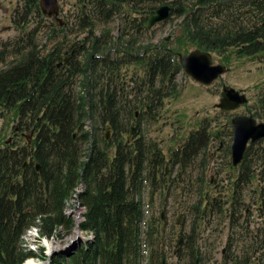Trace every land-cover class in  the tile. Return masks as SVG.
Instances as JSON below:
<instances>
[{"label":"trees","instance_id":"1","mask_svg":"<svg viewBox=\"0 0 264 264\" xmlns=\"http://www.w3.org/2000/svg\"><path fill=\"white\" fill-rule=\"evenodd\" d=\"M153 1L81 0L78 22L87 37L70 42L67 34L72 30L67 33L57 24L51 37L48 35L50 47H38L39 27L28 31L21 43L2 45L0 64L6 62L9 53L18 56L0 70V113L11 115L19 132L14 131L12 143H0V264H21L37 257L45 260L44 249L38 248L35 254L24 248L21 236L30 228L36 229L40 240L60 239L63 230L69 233L74 223L65 209L80 185L76 199L84 213L78 229L91 238L67 253L51 255L49 264H140L142 239L151 249L149 260L155 257L162 264L161 245L172 237L161 225V216L153 217L142 230L143 181L150 178L157 183L167 173L170 177L175 168L185 170L201 154L208 162L205 150L224 128L215 119L204 118L183 143L166 153L154 141L147 144L138 128L145 116L179 93L174 83L183 71L178 47L208 52L212 57L232 54L237 59H264V0L171 4L169 16L181 18L176 26L179 35L171 48L165 40L161 45L138 43L136 36L148 30V20L157 9ZM145 2L148 4L141 6ZM23 9L20 29L28 27L32 15L42 14L39 0H24ZM86 9L97 12L104 23L115 15L130 18L123 34L109 44L107 31L94 35ZM76 53L81 54V60L74 61ZM129 66L134 69L129 81L135 83L130 91L126 77ZM123 68L125 72H121ZM78 77L80 88L75 97ZM248 115L264 122V93L248 107ZM93 118L97 122L88 131L85 123ZM230 120L224 125L231 127ZM98 128L110 130V136L106 138V132L98 137ZM24 132H32L29 144L23 140ZM231 135L232 128L231 132L228 129ZM255 144L247 146L236 167L231 165V145L226 146L228 169L237 173L231 181L229 202L219 205L220 214L230 211L233 217L238 213L237 189L252 182L258 183L256 192L264 211V149L256 159L262 162L256 170L249 159ZM204 184L207 189L200 188L199 200L192 207L199 224L210 212V201H220L208 190L211 179ZM167 190L168 185L161 194ZM180 239L182 245L177 246ZM197 241L194 226L185 238H178L176 257L181 264L201 261ZM229 261L231 257L225 258L224 264ZM252 264H264V258L258 256Z\"/></svg>","mask_w":264,"mask_h":264},{"label":"rangeland","instance_id":"2","mask_svg":"<svg viewBox=\"0 0 264 264\" xmlns=\"http://www.w3.org/2000/svg\"><path fill=\"white\" fill-rule=\"evenodd\" d=\"M39 0V5H40ZM24 0H0V49L2 45L6 44L12 47L16 43H21L24 35L39 27L40 31L36 38V43L39 48L51 46L52 29L57 28V24L63 27L68 33L67 38L70 42L80 40L87 37V31L79 28V9L82 5L81 0H57L59 13L57 15L58 21L53 17L49 18L46 15L37 17L36 14L30 17L28 27L25 29L19 28V21L21 20L24 9ZM188 0H154L152 5L158 8L161 5L171 7V4L178 5L179 3L187 4ZM144 3L141 6H146ZM245 12L247 9L244 10ZM86 15L89 16L94 24L93 32L95 36H100L104 31H107L108 43L110 44L114 38L119 37L126 27V18L124 15H115L108 23L102 21L101 16L91 10L86 9ZM181 21L176 14L169 16L164 22L153 26L144 31L139 36H136L138 43L141 46L148 44L161 45L164 43L168 47L175 46L176 38L179 33L177 31V24ZM58 34V33H57ZM49 35V37H48ZM180 54L187 55L194 49H181L178 47ZM18 56L15 53H9L5 63L0 64V70L6 64L14 61ZM97 57H101L97 55ZM226 61H225V59ZM74 61L81 60V54L76 53ZM226 62V63H225ZM212 65H222L227 71L217 78L211 85L203 86L193 81L188 75L181 71L174 79L176 89L179 93L176 97L169 98L164 101L163 106L157 108L152 113L145 116L142 124L138 128V132L143 133V138L148 144L151 141L158 143V146L164 153L168 150L177 148L183 143L184 139L192 130H197L199 123L204 118L215 119L219 127H223L219 136L212 140L205 150V154L209 156V161L202 160V154L198 156L193 163L185 170L174 169L170 177L168 173L163 175V179L157 183L151 182L150 178L143 181L142 193L140 202L142 205L143 221L141 228L144 231L146 224L154 217L158 218L161 214L163 220L161 225L170 234L172 238L161 245L164 255V264H181L182 260H178L176 242L178 238H185L194 226V236L198 238L197 244L201 252V261L198 264H224L225 258L231 257L232 261L227 264H252L255 258H264V211L261 209L258 201V193L256 188L257 182L241 185L237 189V199L240 202L239 212L230 216V211L227 215L220 214L218 209L225 201L229 202V189L231 181L237 173V170H229L227 163L230 162V157H225V149L229 144L231 145V136H228V129L231 132V127H227V119H231L235 115H248V107L252 106L259 97L264 93V63L259 59L243 57L237 59L232 54L213 55ZM133 66L128 67L127 81L130 79L133 72ZM121 72H125V68ZM80 80L78 77L73 89L75 97L80 88ZM134 81H129L128 90L134 86ZM226 86L234 89L240 94H244L247 99V104L239 107L235 111H222L218 108L220 93L222 88ZM149 117L150 120L149 121ZM257 121L263 122L258 119ZM97 122L96 118L85 123V129L90 131ZM213 126V122H210ZM18 133V123L10 115L7 117L4 113H0V143H12L15 139L14 131ZM218 130V129H216ZM110 136V130H96L98 137L104 133ZM135 131H132V134ZM30 132L23 133V140ZM126 136H130L128 133ZM32 134L30 136V142ZM86 152V146H83ZM264 149V141L253 145L249 159L252 160L254 168L259 169L262 162H257ZM201 160L203 163H201ZM204 166L206 169L203 171ZM203 172V173H202ZM147 171L145 172V177ZM172 180L168 184V180ZM211 179V184L208 190L212 196L219 198L220 201H210V212L204 217V222L199 224L195 218L192 207L198 202L200 197V188L207 189L205 182ZM165 181V183H164ZM168 185V190L165 194H161ZM77 189H75V192ZM77 193V192H76ZM71 196L68 201V208L72 211L71 219L73 220V228L69 233L65 230L61 233L60 239H45L42 238L39 242L36 240V232H30L28 238H24L25 242L32 249L38 246L39 249H44V252L50 251L47 243L50 244L53 250H64L65 246H71L72 242L76 240V225L79 224L78 217L82 216L84 209L77 203V194ZM180 216V222L176 225V220ZM83 238L87 235L82 234ZM76 237V238H75ZM27 239V240H26ZM85 239L83 242H85ZM30 240V241H29ZM142 243V257L140 264H160L158 260L153 257L150 261L149 253L151 249ZM37 241L36 245L34 244ZM183 242V239H182ZM181 242V245H182ZM56 248V249H55ZM182 254L184 252L181 248ZM180 250V251H181ZM36 254V252H34ZM32 263L47 264L46 260L28 261Z\"/></svg>","mask_w":264,"mask_h":264},{"label":"water","instance_id":"3","mask_svg":"<svg viewBox=\"0 0 264 264\" xmlns=\"http://www.w3.org/2000/svg\"><path fill=\"white\" fill-rule=\"evenodd\" d=\"M40 10L42 15L47 17H53L54 20L58 21L57 15L59 13V8L57 5V0H41ZM169 6L163 5L159 6L154 14L149 18L147 23V29L160 24L169 18ZM66 60V59H65ZM179 64L186 75H188L196 83L209 86L217 78L223 75L227 69L222 65H212V56L208 52H203L199 50H193L185 56L179 55ZM247 104V99L244 94H240L232 88L224 86L220 93V99L218 103V108L222 111H235L241 106ZM230 125L232 128V143L230 146L231 154V165L236 167L240 164L243 154L247 148L258 141L264 140V122H258L251 116L247 115H235L230 120ZM132 132V129H131ZM32 132L29 133L25 139L30 143V136ZM108 138V134H106ZM249 144V145H248ZM26 165V163L24 164ZM37 171L39 169L37 168ZM161 220H163V215L161 214ZM180 222V216L176 220L178 225ZM78 229V223H77ZM79 231V229H78ZM80 232V231H79ZM81 233V232H80ZM83 240L77 237L71 244V246H65L63 250H51L48 251V258L51 255L60 252L62 254L75 248ZM182 239L179 240L177 246L181 245ZM164 256H162V264H164ZM49 264V259L46 260Z\"/></svg>","mask_w":264,"mask_h":264},{"label":"built area","instance_id":"4","mask_svg":"<svg viewBox=\"0 0 264 264\" xmlns=\"http://www.w3.org/2000/svg\"><path fill=\"white\" fill-rule=\"evenodd\" d=\"M82 190V185H80L78 188H77V193H79L80 191ZM65 215H67V216H69V215H71L72 216V211H70L69 210V208H67V209H65ZM78 219H79V221H81L82 220V218H81V216H79L78 217ZM36 232V240L39 242L40 241V239H39V237H38V234H37V231H36V229H34V228H30L29 230H27L22 236H21V239L23 240V247L24 248H27V249H29V250H31V251H33V252H36L37 253V250H38V246H36V248H33L32 249V247L30 248L29 247V245L25 242V237L26 238H28V235H29V233L30 232ZM91 238V235H89V236H87V240L88 239H90ZM37 241L34 243V244H36L37 243ZM44 255L46 256V257H48V251L47 252H44ZM32 260H36V261H41L42 259H39L38 257L37 258H29V259H26L24 262H22L21 264H25V263H27L28 261H32ZM37 264V263H36Z\"/></svg>","mask_w":264,"mask_h":264},{"label":"bare ground","instance_id":"5","mask_svg":"<svg viewBox=\"0 0 264 264\" xmlns=\"http://www.w3.org/2000/svg\"><path fill=\"white\" fill-rule=\"evenodd\" d=\"M80 237L81 239H84L83 238V236H82V234L78 231V229H77V231H76V237ZM75 237V238H76ZM27 240V239H26ZM30 241V240H29ZM36 245V244H35ZM47 246H48V249L51 251V250H53L54 248L50 245V244H48L47 243ZM33 247V246H32ZM35 248V247H34ZM56 249V248H55ZM25 264H36V263H32V262H27V263H25ZM39 264V263H38ZM42 264H44V263H42Z\"/></svg>","mask_w":264,"mask_h":264},{"label":"flooded vegetation","instance_id":"6","mask_svg":"<svg viewBox=\"0 0 264 264\" xmlns=\"http://www.w3.org/2000/svg\"><path fill=\"white\" fill-rule=\"evenodd\" d=\"M246 15H249V12L248 11H246ZM250 16V15H249ZM261 62H263L264 63V59H261ZM243 94V93H242ZM247 116H249V115H247ZM259 122V121H258Z\"/></svg>","mask_w":264,"mask_h":264}]
</instances>
